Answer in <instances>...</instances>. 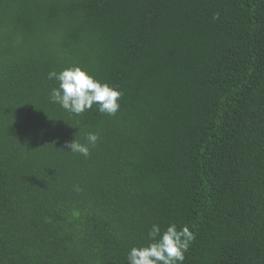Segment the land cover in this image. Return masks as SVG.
<instances>
[{
  "label": "trees",
  "instance_id": "16d2710c",
  "mask_svg": "<svg viewBox=\"0 0 264 264\" xmlns=\"http://www.w3.org/2000/svg\"><path fill=\"white\" fill-rule=\"evenodd\" d=\"M73 64L115 115L50 101ZM154 223L264 264V0H0V264H127Z\"/></svg>",
  "mask_w": 264,
  "mask_h": 264
},
{
  "label": "clouds",
  "instance_id": "9594fccd",
  "mask_svg": "<svg viewBox=\"0 0 264 264\" xmlns=\"http://www.w3.org/2000/svg\"><path fill=\"white\" fill-rule=\"evenodd\" d=\"M48 79L58 82V86L50 92V101L69 113L81 115L91 110L94 104L98 105L100 113L107 115H115L120 109L119 101L123 93L119 86L102 82L78 64L59 72L49 71ZM85 140L87 143H80L74 138L66 142V147L87 157L90 146L97 144L99 135L88 132ZM147 238V244L131 247L126 257L127 264H183L185 251L194 239V233L188 225L178 228L172 223L162 230L159 224L154 223L148 230Z\"/></svg>",
  "mask_w": 264,
  "mask_h": 264
}]
</instances>
